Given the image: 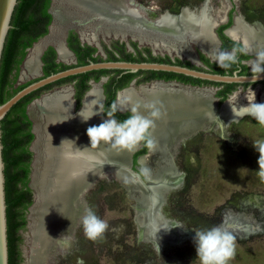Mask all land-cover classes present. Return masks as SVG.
<instances>
[{"label":"bare ground","instance_id":"obj_1","mask_svg":"<svg viewBox=\"0 0 264 264\" xmlns=\"http://www.w3.org/2000/svg\"><path fill=\"white\" fill-rule=\"evenodd\" d=\"M53 2L57 14L49 34L29 50L21 78L39 75V57L45 44L53 43L60 56H64L62 32L69 23L78 24L81 39L86 37L91 42L98 37L130 38L140 45L148 44L151 48L193 60L187 43H192L212 59L210 53L217 50V43L211 29L225 21V17H208V0L200 7H185L177 14L164 12L155 19H149L132 0ZM64 2L69 9L64 8ZM226 34L242 43L254 59L258 51L264 50V28L259 23L248 24L237 16ZM172 85L153 84L140 87L137 91L129 88L120 91L117 98L120 109L130 111L132 107H138L142 114L148 115L149 110L144 105L156 102L161 110V118L156 120L153 131L158 147L138 161L139 169L147 167L151 170L150 176H145L146 185H138L125 171L132 152L115 151L104 143L91 147L87 128L104 120L96 115L88 120L83 118L92 115L93 110L97 111V85L92 86L75 115L71 114V102L64 91L45 95L30 105L29 112L37 109L40 115H32L36 122V139L32 146L36 159L30 184L34 190V203L30 208L28 229L31 238L25 264H50L63 250L66 245H61L56 239L62 235L73 237L87 208L84 196L92 184L105 175L115 176L133 200V220L138 240L142 239L159 249L191 237L190 230L163 213L171 193L168 191L177 188L180 181L182 183L181 174L172 162L177 142L209 126L224 136L232 122L248 115L243 107L252 101V92L255 93V102L264 103V91L259 95L256 89L243 94L239 92L241 90H236L216 108L211 88L192 89ZM148 158H152L153 162H149ZM226 215L223 224L233 231L247 232L251 229L242 225L240 216L227 218Z\"/></svg>","mask_w":264,"mask_h":264},{"label":"rangeland","instance_id":"obj_2","mask_svg":"<svg viewBox=\"0 0 264 264\" xmlns=\"http://www.w3.org/2000/svg\"><path fill=\"white\" fill-rule=\"evenodd\" d=\"M202 1L132 0L149 19H155L164 12L177 14L185 7H200L204 3ZM207 5L210 19H221L226 13L231 21L240 16L244 22L259 23L264 28V0H234L230 8L225 0H208ZM56 8L50 0V23L56 17ZM70 30L79 32L76 25H69L65 29L64 37ZM85 33L88 35L89 31ZM43 37L45 36L35 42ZM82 40L89 41V38ZM96 41L107 46L120 40L98 37ZM126 41L129 46L134 45L136 52L141 47L156 57H180L176 53L151 48L148 44L139 46L130 38H126ZM180 58L186 60L184 57ZM21 68L22 66L11 81L10 91L36 79L30 76L21 78ZM255 89L260 95L264 91V84L248 86L239 92L243 94ZM229 96H225L223 100H227ZM30 104L27 112L35 134L36 122L32 115L34 113L39 116L40 113L37 109L33 113L29 112ZM35 139L36 137L28 147L31 153L28 184L31 183L34 172L36 154L32 146ZM256 141H264V126L259 125L252 116L245 115L232 122L224 136L209 126L180 147L174 162L184 174L185 182L179 190L168 196L163 212L168 218L190 230L191 237L163 245L159 249L142 239L138 240L131 207L133 200L112 175H105L86 193L84 202L86 207H91L109 224V230L101 240L93 242L84 236L81 224L72 237V243L64 246L50 264H199L194 243L195 231L223 224L226 214L227 218L240 216L242 225L251 228L247 232L239 229L234 231L237 239L236 256L230 264H264V178L258 175L259 153L253 146ZM148 160L153 162L152 158ZM30 191L31 204L23 212L24 226L20 229V264H24V252L29 250L31 238L28 223L34 190L30 188ZM257 200L260 202L256 203Z\"/></svg>","mask_w":264,"mask_h":264},{"label":"flooded vegetation","instance_id":"obj_3","mask_svg":"<svg viewBox=\"0 0 264 264\" xmlns=\"http://www.w3.org/2000/svg\"><path fill=\"white\" fill-rule=\"evenodd\" d=\"M233 22H234V18L232 19V21L230 18H228L227 23L219 26V28H217L216 30V34L220 41V45H219L220 50H223V51H229L233 49L237 50L238 62L232 64L228 69L219 67L215 61L210 60L209 59L210 57L208 58L207 56H205L203 53H201L200 50H199L200 52L195 50L196 60L194 59V57H193V60H191V58L184 57V59L187 60L186 61L180 58L182 56L177 57L176 59L172 57L166 58L164 56L156 57L155 54L150 53L148 50H142L141 47H139V51L136 52L134 50V45L129 46L124 41H119L118 43H111L110 45L103 46L98 41L91 42V41L82 40L81 37L78 36L80 35V30L79 32L70 30L66 33L64 38H63L64 33H62L61 46H62V50L64 53L63 57L60 56L58 49L53 43H47L43 46L41 53H40V57H39V61L41 62L40 64L41 69H39V73L41 71V75L40 76L38 75V76L39 78H46L57 72L76 68L78 66H84V65L89 64L90 62H93V63H98V62H132V63L157 62V63L178 65V66H182V67H186L190 69H195L198 71H203V72L210 73V74H220V75H229V76H232L234 73H236L237 76L256 75L255 73L251 72V68H250V62L254 60V55L246 54L243 51V48L240 45V43L231 41L222 33V31L225 28L231 27L233 25ZM49 30H50V27H49ZM49 30L47 27V33L44 35L45 37L49 34ZM222 36H225L228 40L224 39ZM112 39H118V38H112ZM32 47L33 46H31V48ZM31 48L29 47V48L24 49L26 53L24 58L25 57L27 58L28 56L27 52H29ZM18 51H20L19 48H18ZM19 58H20L19 55L14 56V61L18 60ZM24 58L22 59L21 63L18 64L16 67L14 66L10 68L9 72H7V74H5V76L3 77V85H4L5 90L8 87V85L11 84V81L15 77V74L18 71L19 67L22 66L23 68L24 63H25V61L23 63ZM22 68H21V71H22ZM32 78H35V77H32ZM99 82H101V86L97 85L98 86V96L99 94H102L103 96V103H102L100 115L107 116V113L109 111H113L114 118L117 119L118 121H123L124 119L128 118L131 115V113L127 111L129 109H126V111H120L123 109H120L117 106L118 95L120 91H123L125 89L131 88L134 91H137L140 87H150L153 84H163V85L173 84L172 86L176 87L178 86L176 85V83H178L179 86L181 87H185L186 85L197 86L200 88L207 87V88H211L213 97L214 99H216L217 106H219L220 103L224 101L223 95L226 91H230L228 94H226V96H229L231 93L238 90L239 87L241 88V91H243L245 87H248V86L251 87L252 85H255V84L257 85L264 84V81H260L258 83H251V85L248 83H243V84L214 83V82L193 79V78L183 76L180 74H174V73H169V72H157V71L140 70L137 73H130L128 71L119 70V69L94 70V71H88V72L77 74V75L67 76L55 82L49 83L37 91L32 92V93H38V95L32 98L25 105V114L28 116L27 108H28V105L32 102V100L38 97L39 99H41L43 96L52 94L53 92L64 91L69 96V100L71 102V107H70L71 114L75 115L81 109L80 107L83 105L82 100L85 99L84 97H86V95L92 88L93 86L92 83H99ZM170 82H174V83H170ZM32 93H30L29 95H31ZM113 105L116 106V110L113 109L112 107ZM117 108L120 110H118ZM28 119L30 120L29 116H28ZM201 131H205V130L204 129L198 130L196 133H193L190 136L186 137L187 138L186 140H188L189 138H191L192 136L196 135L198 132H201ZM30 132L32 133V125H31ZM109 147L111 146L109 145ZM144 148L145 146L141 144L138 150L134 153L132 157V170L135 173H138L143 181H145V178L142 176L140 171H137L135 169V166L137 165L136 163L137 157L140 155L146 154L148 149L145 152H142ZM114 150L117 151L116 149ZM29 167H30V164H29ZM175 169L181 174L180 180H182V183L180 181V185L177 188H174L168 191L171 193L179 190L185 182L184 174L181 173L177 167H175ZM113 177L115 179V176ZM94 183L92 184V186L94 185ZM16 188L18 190H25L26 188L30 189L28 183L26 187H23L20 183H17ZM20 213H21V207L16 206V208L14 209V212L12 213L14 214L13 215L14 216V220H13L14 227H13L12 236H11V242H12L13 252H14L13 253L14 254L13 255L14 264H20L19 258H21L20 248H19V238H20L21 228H16V225L20 222V215H19ZM134 217L135 216H133V218ZM27 252L28 251L24 252V257L26 256ZM25 261H26V257H25ZM25 261H24V264H25Z\"/></svg>","mask_w":264,"mask_h":264},{"label":"clouds","instance_id":"obj_4","mask_svg":"<svg viewBox=\"0 0 264 264\" xmlns=\"http://www.w3.org/2000/svg\"><path fill=\"white\" fill-rule=\"evenodd\" d=\"M210 55L216 64L224 69L238 62L236 49L216 50ZM255 56L256 58L250 62L251 72L256 74L253 75L254 80L264 74V50L258 51ZM252 97V101L243 109L259 125L264 126V103L255 102L254 92H252ZM112 107L116 110L115 105ZM144 107L149 110L148 115L142 114L138 107H132L131 115L123 121L115 119L113 111H109L107 119L102 123L87 128L91 147L104 143L116 150L134 152L143 144L149 151H155L158 142L153 136V131L156 127V120L161 118L162 113L156 102L146 104ZM96 114L97 112L93 110L92 115L83 119L88 120ZM253 146L259 153L258 175L264 178V141H256ZM140 172L146 177L151 174V170L147 167H142ZM81 224L84 236L93 242L101 240L109 230V224L101 219L91 207L85 209ZM56 240L61 245L72 243V238L67 235H62ZM194 243L199 264H230L236 256V236L233 229L224 224L196 230Z\"/></svg>","mask_w":264,"mask_h":264},{"label":"trees","instance_id":"obj_5","mask_svg":"<svg viewBox=\"0 0 264 264\" xmlns=\"http://www.w3.org/2000/svg\"><path fill=\"white\" fill-rule=\"evenodd\" d=\"M49 3L50 0L17 1L0 60V104L25 87L22 86L10 91V85H8L5 90L3 77L9 72L10 68L16 67L21 63L26 54L24 49L31 47L37 39L47 33V27L51 22V15L48 12ZM222 37L228 40L225 36ZM18 48L20 51H18ZM16 55H19L20 58L14 61V56ZM229 92L226 91L224 93L223 99ZM37 95L38 93H32L19 100L0 122L2 159L4 163L8 264H14V252L11 242L14 227V214L12 213L16 206L21 207L20 222L15 225L16 228H22L24 226L23 212L28 208L32 200L30 189L18 190L16 186L17 183H20L23 187H26L28 183L31 153L27 148L32 142L34 135L30 132L32 123L25 114V105ZM146 150L147 148L145 147L142 152Z\"/></svg>","mask_w":264,"mask_h":264},{"label":"water","instance_id":"obj_6","mask_svg":"<svg viewBox=\"0 0 264 264\" xmlns=\"http://www.w3.org/2000/svg\"><path fill=\"white\" fill-rule=\"evenodd\" d=\"M17 1L18 0H0V60H1V55H2V51H3L5 39H6L8 31H9V29L11 27L10 26L11 17H12L14 8H15V6L17 4ZM51 1L53 2V0H51ZM204 1L205 0H203L201 3H203ZM225 1H227V3L229 4V8H230V5H231V3L234 0H225ZM66 4L64 2V5H63L64 8L65 9H69V5L68 4L66 5ZM227 20H228V18H227V15L225 13V21L223 23H221V24H217L216 26H214L211 29V33H212V35H213V37H214V39H215V41L217 43V47H216L217 50H220V48H219L220 41H219L218 36L216 34V30H217V28H219V26L226 24ZM50 25H51V23L48 26V30H49ZM69 25H76V27L78 29H80L79 25L76 24V23H69L67 26H69ZM66 27H65V29H66ZM229 28L230 27L225 28L222 31V33L228 39H230L231 41L236 42V43H240L239 41L232 39L231 37H229L226 34V31ZM65 29H64L63 33L65 32ZM63 38H64V34H63ZM120 41H124L128 45V43L126 41V38L125 39H120ZM187 44H188L189 49L191 50V52L193 54L194 59L196 60V53H195V50L192 47L194 45L192 43H189V42ZM240 45L242 46L243 51L246 54L251 55L250 53H248L244 49V46H243L242 43H240ZM139 46H140V44H139ZM194 47H196V46H194ZM229 51H231V50H229ZM205 56H207V55H205ZM25 58L23 60V63L25 61ZM209 59L214 61L211 58H209ZM40 64H41V62H40ZM109 69H119V70L128 71L130 73H137L140 70H142V71L169 72V73H174V74H180V75H183V76H187V77H190V78H193V79H198V80L208 81V82H214V83H223V84H226V83H236V84L248 83V84L251 85V83H258L260 81H264V74H261L258 78H256L254 80L253 79V75H250V76H237L236 73H234L232 76L220 75V74H210V73H206V72H203V71H198V70H195V69H190V68H186V67H182V66H178V65L166 64V63H157V62H141V63H132V62H98V63H93V62H90L89 64L84 65V66H78L76 68H72V69H68V70L57 72V73L52 74V75H50V76H48L46 78H39V76L41 75V71H40L39 76L35 77V78H38V79H36L33 82L29 83L28 85H26L25 87H23L22 89L17 91L7 101H5L4 103L0 104V122L5 117L7 112L19 100H21L25 96L29 95L30 93L41 89L43 86H45V85H47L49 83L55 82L57 80L65 78L67 76L77 75V74L85 73V72H88V71L109 70ZM170 83H174V82H170ZM92 85L101 86V82L92 83ZM176 85L179 86L178 83H176ZM185 87L192 88V89L193 88L194 89L207 88V87L200 88V87H197V86H190V85H186ZM238 90H241V88L239 87ZM36 99H34V100H36ZM34 100H32V102ZM99 100L100 101H99V104H98V107H97L96 116H97L98 119L105 120V119H107V116H101L100 115L101 105L103 103L102 94H99ZM83 101H84V99L82 100V104H83ZM217 107L218 106H217V102H216V108ZM118 110H120V109H118ZM120 111H126V109H123V110H120ZM127 111H129V110H127ZM129 112L131 113V111H129ZM32 134L34 135V137H36V135L33 132V128H32ZM186 139L187 138L177 142L175 151L173 152V154H174L173 157L176 155V153L177 154L179 153L180 147L187 141ZM136 151H134L131 155H129L128 163L126 165L125 171L136 181V183L138 185H146L147 184L146 177L141 173L142 176L145 178V181H143L142 178L139 176V174L135 173L132 170V157H133V155H134V153ZM148 152H149V150H147L146 154L140 155V156L137 157V159H136L137 165L135 166V169L137 171H140L139 166H138L139 159L141 157H144L145 155H147ZM172 162H173L174 166L176 167L174 160H172ZM30 184H29V188H31ZM33 203H34V198H33ZM0 264H8L6 204H5V191H4V163H3V159H2L1 130H0Z\"/></svg>","mask_w":264,"mask_h":264}]
</instances>
